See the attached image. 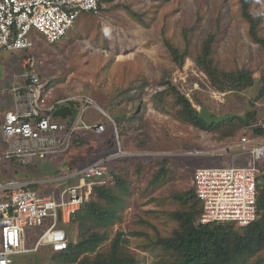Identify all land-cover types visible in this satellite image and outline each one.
<instances>
[{"label":"rangeland","instance_id":"1","mask_svg":"<svg viewBox=\"0 0 264 264\" xmlns=\"http://www.w3.org/2000/svg\"><path fill=\"white\" fill-rule=\"evenodd\" d=\"M250 12L261 19L257 30L264 38V0H254ZM249 26L239 0H114L98 15L82 14L55 45L47 44L37 33L32 55L54 97L90 96L114 122L115 117L125 116L123 126L115 122V127L98 112L90 113L86 121L104 123L106 132L80 131L76 139L81 145L75 139L68 154L48 158L36 174L38 178H59L112 157L106 184L115 189L121 201L117 219L95 228L107 236L96 253L110 254L113 241L122 234L121 240H126L123 251L135 264H166L171 260L156 241L171 237L179 226L171 214L183 207L174 196L194 189L193 176L199 167L230 166L233 162L229 154L208 156L227 142L219 133L184 122L178 115L181 106L168 84L162 82H171L197 112L206 106L216 116L246 115L258 94L264 69V48L251 38ZM211 35L215 36V65L227 73L251 71L256 80L253 87L244 90L234 84L239 89L234 90L228 84L226 91L220 92L211 86L195 61ZM165 39L190 52L183 68L173 63ZM24 58L23 52L0 53V90L10 87L14 74L22 70ZM7 105L2 98L1 111ZM256 108L260 121H264V100L257 102ZM2 119L0 114V122ZM1 124L0 158L5 149ZM167 157L166 176L155 182L161 169L157 162ZM237 161L235 165H241ZM65 164L69 168L61 170ZM34 171L33 164L0 161V181H27L22 179ZM117 176L127 191L115 185ZM91 198L96 196L91 195L89 201ZM78 231L73 230V242L78 241ZM39 234L38 230L31 231L27 238L31 251L19 256L16 264H58L49 247L36 251ZM246 264H264V251Z\"/></svg>","mask_w":264,"mask_h":264},{"label":"built area","instance_id":"2","mask_svg":"<svg viewBox=\"0 0 264 264\" xmlns=\"http://www.w3.org/2000/svg\"><path fill=\"white\" fill-rule=\"evenodd\" d=\"M111 2L0 0V53L23 52L27 57L22 61L21 72L14 76L13 86L0 90L7 102V95H13V108L3 114L1 124L5 149L0 161L28 166L36 160L68 153L80 131L97 135L106 132L104 123L86 121L93 111L116 127L90 96L52 98L32 55L37 33L47 44L55 45L73 29L82 14L98 15L100 8ZM73 106L77 108L73 117L55 116L64 107L73 111ZM258 128H264L263 120L246 127L244 131L249 133L237 142L208 155L229 154L233 162L230 166L196 169L193 186L203 206L200 224L228 222L247 227L257 220V178L261 174L259 164L264 161V136L255 134ZM116 132L118 136L117 128ZM119 152L123 153L121 148ZM109 157L50 180L0 181V264H14L16 257L31 251L27 238L32 230L40 233L36 251L46 246L57 253L67 250L69 238L62 226L89 201L94 186L107 183V165L112 158ZM237 160L243 165H235ZM55 184L54 188L49 186ZM42 185H48V190L35 188Z\"/></svg>","mask_w":264,"mask_h":264},{"label":"trees","instance_id":"3","mask_svg":"<svg viewBox=\"0 0 264 264\" xmlns=\"http://www.w3.org/2000/svg\"><path fill=\"white\" fill-rule=\"evenodd\" d=\"M253 1L239 0L242 16L250 25L249 33L251 38L264 48V38L259 36L257 30L261 19L254 18L250 12ZM102 10L103 8H100L99 14ZM130 12L136 16L135 13ZM214 40L215 36L211 35L203 42L201 52L195 60L198 68L207 76L211 86L220 92H225L230 83L238 85L244 90L253 87L256 84V80L253 78L251 71L238 70L227 73L221 71L215 65ZM164 45L173 63L177 67L183 68L187 59L190 58L188 49L176 48L167 39L164 40ZM259 82L260 88L257 96L251 102V110L244 116H228L225 122L217 125H207L200 120L196 116L197 110L184 94L180 93L171 82L163 81L162 83L168 84L176 103L181 106V111L178 115L184 122L191 123L202 130L219 133L220 138L227 142L226 144H233L243 135L249 133L244 131L246 127L260 121L256 103L264 100V69ZM159 95L161 94H158L157 97ZM158 107H160L159 104ZM76 112L77 108L73 106V113L75 114ZM124 120L125 116L115 117L118 127L123 126ZM255 134L264 136V128L256 129ZM79 142L77 141V144H80ZM239 162L243 165V162ZM157 163L161 165V169L155 177V182L166 176L170 158H164L163 161H158ZM263 163L264 161L259 164V167ZM262 170L264 171V166ZM115 179L117 180L115 185L119 189L128 190L121 178L117 176ZM257 186V220L247 227H240L228 222L200 224L199 218L202 214L203 206L195 190L174 196L183 207L181 210L171 214V218L177 221L179 226L171 237H160L156 241V245L171 258L166 264H246L249 259L255 258L263 252L264 174L258 175ZM92 196H96V199L91 198L72 217L69 223L62 226L68 234L69 246L67 250L58 253L53 252L49 248L53 252V259L58 264H135L134 259L123 251L122 242H126V240H121L122 234H119L113 241L110 254L96 253L99 245L107 239V236L106 234L100 235L95 228L111 224L117 219V208L120 207L121 198L115 189L107 184L94 186ZM104 202L106 203L105 205ZM235 226L238 228H235ZM75 228L79 230L77 242H73L72 239ZM93 253H96L95 257L90 256ZM18 257L15 258L14 264H16ZM81 257L83 258L80 259Z\"/></svg>","mask_w":264,"mask_h":264},{"label":"crops","instance_id":"4","mask_svg":"<svg viewBox=\"0 0 264 264\" xmlns=\"http://www.w3.org/2000/svg\"><path fill=\"white\" fill-rule=\"evenodd\" d=\"M16 74V73H15ZM15 74H14V76H15ZM17 74H19V72L17 73ZM16 74V75H17ZM14 76H13V78H12V83H11V85H10V87H8V89L9 88H11L12 86H13V84H14ZM6 89V88H5ZM49 95L52 97V98H57V97H54L53 96V93H51L50 91H49ZM3 98V96L0 94V100ZM7 100H8V102H9V105H7V108H6V110L5 111H1V109H0V114H4L7 110H10V109H12L13 108V95H7ZM6 107V106H5ZM73 113V112H72ZM91 113H94V112H91ZM97 114V113H96ZM74 116V113L73 114H71L70 116H66V117H63V118H70V117H73ZM2 121H3V119L1 120V122H0V124L2 123ZM92 132V131H91ZM80 133H82V132H79L78 134H77V136L80 134ZM94 133V132H93ZM83 135V134H82ZM78 138V137H77ZM76 141H77V139H76ZM76 143V142H75ZM80 143V145H81V141L79 142ZM105 143V142H104ZM103 144H101V146H102ZM66 154H68V153H66ZM65 156V155H64ZM54 157V156H53ZM50 159H52L51 157H50ZM64 159V158H63ZM66 160V159H65ZM47 163V159L46 160H36V161H34L32 164H33V168L35 167V171L34 172H32V173H28V175L27 176H29L30 174H32V175H30L29 177H25V179H22V180H27V181H30V182H38V181H42V180H50V177H46V178H41V177H39L38 178V176L36 175L37 174V172H39L40 171V169H42V167L45 165ZM59 168H61V170H63V168L65 169H67V168H69V166L68 165H64V167H59ZM48 169H50L49 167H47V170ZM33 176V177H32ZM52 179V178H51ZM50 187H52V188H54L55 186H56V184L55 185H49ZM35 188H37L39 191H42V192H45V191H47L48 190V185H42V186H35Z\"/></svg>","mask_w":264,"mask_h":264},{"label":"water","instance_id":"5","mask_svg":"<svg viewBox=\"0 0 264 264\" xmlns=\"http://www.w3.org/2000/svg\"><path fill=\"white\" fill-rule=\"evenodd\" d=\"M229 86L234 90H239L234 84H229ZM72 108L71 107H64L62 109H59L56 113V117H66L70 116L72 114ZM196 116L205 122L207 125H217L225 122L228 118V116H216L213 112H211L208 107L202 106L200 112L196 113Z\"/></svg>","mask_w":264,"mask_h":264}]
</instances>
